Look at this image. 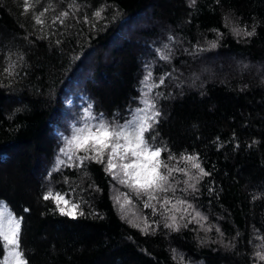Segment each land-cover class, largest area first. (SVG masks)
Returning a JSON list of instances; mask_svg holds the SVG:
<instances>
[{"label": "trees", "instance_id": "1", "mask_svg": "<svg viewBox=\"0 0 264 264\" xmlns=\"http://www.w3.org/2000/svg\"><path fill=\"white\" fill-rule=\"evenodd\" d=\"M25 7L0 0V201L23 217L29 264H264V0H27ZM235 27L255 34L236 35ZM149 72L148 85L164 80L149 94H161L151 133L168 150L161 159L196 175L179 157L198 156L210 173L190 180L193 190L174 172L175 192L159 194L161 203L167 196L193 206L175 213L179 231L165 227L171 212L157 204L153 213L135 198L124 219L103 164L56 170L88 105L109 120L126 117L142 106ZM169 153L177 159L167 161ZM50 187L71 193L85 215L60 216L42 199Z\"/></svg>", "mask_w": 264, "mask_h": 264}, {"label": "snow or ice", "instance_id": "2", "mask_svg": "<svg viewBox=\"0 0 264 264\" xmlns=\"http://www.w3.org/2000/svg\"><path fill=\"white\" fill-rule=\"evenodd\" d=\"M25 3V11H27V0ZM47 11L48 9H44L36 17V24L43 25L44 21L40 19V16H43ZM61 15L66 16L68 13L65 12ZM95 15L100 16V12H96ZM233 31L236 35L243 33L247 37L255 34L254 28L252 31H247L246 28L235 27ZM212 46L215 47V43ZM5 71L10 70L5 69ZM150 78L151 73L149 72L145 76V80L142 81L146 87V90L142 91V106L138 105L135 109H130L128 115L122 119L109 120L103 113H93L92 105L89 104L85 109L83 122L74 126L70 135L64 139V146L60 147V153L67 158V163L64 159L58 158L56 170H59L60 166L79 167L85 161L103 164L105 172L111 174L113 180L128 189L126 193L121 194L124 197L123 201H121V196L115 198L125 215H127L126 206L133 203V198L136 201H143V208H150L153 213L157 211V204H159L165 212L172 213L166 217L165 227L179 231L180 225L175 213H187L193 206L188 201L181 199H177L173 203L172 199L167 196L161 203L159 194L175 192L176 189L170 181L174 172L187 175L189 179L184 183L193 190H195V184L189 183V181L196 180L198 182L199 179L210 175V173L201 166L198 156L181 154L179 157L180 160L190 162L191 168L197 170L196 175L189 174L186 168H177L161 159V154L168 150L166 147L156 145L155 137L151 135L161 116L156 102L157 97L161 94L157 93L155 97H150L149 94L153 88L162 85L164 80L161 79L159 84L148 85L147 82ZM146 134L148 135L146 136ZM176 159L177 157L170 153L167 156V161ZM70 195L71 193L54 191L50 187L43 193L42 199L52 201L55 204L54 211L58 212L60 216L71 219L84 216L85 213L80 210V203L68 198ZM170 204L171 208H168ZM24 211L28 212L29 209L26 208ZM196 217L201 220L206 219L199 212H196L194 219ZM141 219H143L141 230L147 232L150 227L147 219L146 217ZM168 220H171V223H168ZM22 222V216L17 217L8 210L3 201H0V254H2L0 255V264H29L21 249ZM129 222L132 223L133 220H129ZM134 226L141 227L140 224H134ZM257 255L260 254L257 253ZM260 259L264 260V255H260Z\"/></svg>", "mask_w": 264, "mask_h": 264}, {"label": "rangeland", "instance_id": "3", "mask_svg": "<svg viewBox=\"0 0 264 264\" xmlns=\"http://www.w3.org/2000/svg\"><path fill=\"white\" fill-rule=\"evenodd\" d=\"M115 182H116V187L112 190V194L111 195H112L113 202L117 206L118 204L116 203L115 198L117 196H121V201H123L124 197L121 194L125 193V191L127 192L128 189L125 186L120 185L117 181H115ZM130 207H131V205L126 206L127 215H125V213L121 211L119 205L117 206V208L120 211V213H122V215L124 216V219L129 218V217L132 216L131 214H129V210H128ZM127 220H129V219H127Z\"/></svg>", "mask_w": 264, "mask_h": 264}]
</instances>
